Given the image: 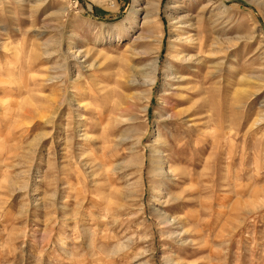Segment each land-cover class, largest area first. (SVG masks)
Instances as JSON below:
<instances>
[{
  "label": "rangeland",
  "instance_id": "obj_1",
  "mask_svg": "<svg viewBox=\"0 0 264 264\" xmlns=\"http://www.w3.org/2000/svg\"><path fill=\"white\" fill-rule=\"evenodd\" d=\"M0 264H264V0H0Z\"/></svg>",
  "mask_w": 264,
  "mask_h": 264
},
{
  "label": "bare ground",
  "instance_id": "obj_2",
  "mask_svg": "<svg viewBox=\"0 0 264 264\" xmlns=\"http://www.w3.org/2000/svg\"><path fill=\"white\" fill-rule=\"evenodd\" d=\"M154 1L155 0H149L151 4H153ZM195 44L198 45L196 53L191 54L190 52H186L185 54H182L181 61L193 63L194 64L193 67H197V69H193V71H190L189 69L181 65L182 70L180 72L172 70V78L178 80L181 83H184V85H182L183 86L182 88L186 90V95L180 97L179 100L176 99L174 103H170V104L167 103L168 106L166 110H168L167 113H168V118H169L167 120V124L169 125H177L178 127H181L183 125H186V123L193 121L194 119L197 120L198 119L197 115L206 111V109H208L209 106L211 105L212 97L209 96L208 90L204 88V83L206 82L204 78L205 75L202 73V68L204 66L203 61L206 59V55H204L203 38L200 36H196ZM186 51H191V49L187 47ZM72 56L76 58L75 54H72ZM131 71L132 72L130 74H132V78H133L132 82L134 84L135 83L137 84V80L135 78L136 70H131ZM202 93H205L208 96L207 97L204 95L200 96V94ZM180 103L187 104V105L178 106ZM183 129L185 130V128ZM181 140H182L181 137H178V136H171V137L168 135L164 137H162L161 135L158 136V139L156 140L155 145L153 146L154 151H155V156L153 157V161H152L156 163L154 170H156L157 173H159L160 170L162 171L163 169V163H162V160L160 159L162 158L161 154H164L163 152L165 151L166 148L167 149L171 148L173 152L170 154L164 155V159L169 164V167H168L169 170L167 173H165L164 176L168 177L170 175H173L174 177H176V175L179 173L181 175L183 174L182 170L179 171V169H176L175 167H173L174 163H177L178 161L183 160V156L181 157L180 153H181V150H183L184 146L182 142L180 145L178 144V142H180ZM168 186L169 184L166 183L163 189L168 188Z\"/></svg>",
  "mask_w": 264,
  "mask_h": 264
}]
</instances>
